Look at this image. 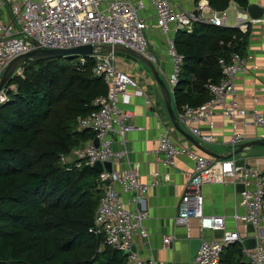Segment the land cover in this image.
Listing matches in <instances>:
<instances>
[{
  "label": "built area",
  "instance_id": "built-area-1",
  "mask_svg": "<svg viewBox=\"0 0 264 264\" xmlns=\"http://www.w3.org/2000/svg\"><path fill=\"white\" fill-rule=\"evenodd\" d=\"M148 6L153 9V21L143 12ZM264 8V7H263ZM196 12L184 10L174 0H0V77L8 63L15 57L37 48H71L92 45L94 53L92 72L100 77L106 92L95 97V109L78 118V129L92 132V138L70 152L59 155L63 163L74 160L92 166L96 161L111 162V170L98 173L102 188L92 225L88 231L103 238V244L119 251L128 252L126 264H157L150 254L143 256L133 249V237L139 235L148 242L149 232L145 220L148 212L128 207L140 195L155 185V181L142 183L139 180V164H128L123 168L112 167L127 157L126 137L132 129V113L121 105L129 103V96H144L139 82L118 65L117 52L106 51L105 46L121 45L132 49L156 63L155 56L148 53L151 38L149 32L155 30L163 39L169 57L170 70L166 74L169 92L177 84L183 54L174 44L178 30L192 32L195 22H206L215 26H225L227 11L212 8L207 2L198 1ZM202 13H208L203 17ZM264 24V12L259 18H252L243 7L235 12V27L246 32L250 25ZM87 57L79 56L82 64ZM221 77L218 82L208 81L206 88L209 98L198 106L184 104L176 117L180 125L200 144L210 143L215 138L201 132L199 122L214 113L234 118L246 116L249 112L239 103L235 78L246 69V59L238 52H231L226 59L218 60ZM19 65L13 75H19ZM264 87V70H263ZM7 84L0 89V104L7 100ZM173 96V94H172ZM254 124L261 129L259 138L264 139V111L249 113ZM97 140V146L93 141ZM116 140L121 148L114 150ZM241 136L236 134L229 140L232 153ZM151 154L160 157L166 166L173 165L180 155H186L192 162V169L186 176L185 189L180 197L176 224H186L189 218L199 221V228L222 230L219 239H202L196 255L190 264H224L221 254L225 247L243 239L237 230L238 223L250 224L257 230L254 248L243 249L242 264H264V169L237 163L234 155L225 158H207L186 145L178 144L171 129L159 124L155 147ZM77 163V165L80 164ZM239 181L242 188L238 192V205L242 214L234 212L230 219L233 229H226L224 215H207L203 211L202 186L224 183L226 179ZM164 179L169 181L170 175ZM133 194L128 200L123 194ZM1 206V205H0ZM171 240L163 237V245Z\"/></svg>",
  "mask_w": 264,
  "mask_h": 264
},
{
  "label": "trees",
  "instance_id": "trees-1",
  "mask_svg": "<svg viewBox=\"0 0 264 264\" xmlns=\"http://www.w3.org/2000/svg\"><path fill=\"white\" fill-rule=\"evenodd\" d=\"M230 1L208 4L225 9ZM247 35L206 22L175 33V47L184 56L172 93L177 111L209 98L206 83L219 81V58L242 54ZM70 57L28 59L21 65L25 78L15 74L7 83L17 89H8L0 104V264H126L121 251L88 231L102 194L98 172L59 158L92 138L89 130L78 129V118L106 92L91 58L72 65ZM221 260L242 264L243 249L230 244Z\"/></svg>",
  "mask_w": 264,
  "mask_h": 264
},
{
  "label": "crops",
  "instance_id": "crops-1",
  "mask_svg": "<svg viewBox=\"0 0 264 264\" xmlns=\"http://www.w3.org/2000/svg\"><path fill=\"white\" fill-rule=\"evenodd\" d=\"M174 1L180 4L183 9L185 8L184 10L193 11H196L198 1L208 3V0ZM248 1L255 2L259 6L264 7V0ZM230 4L236 9L244 7L231 0L227 8H225L226 11ZM143 13L145 15L149 14L150 22L153 21L154 16L151 6H148L147 10ZM202 15L206 17L208 13H202ZM225 26L228 25L225 24ZM229 27H235V25H230ZM149 37L151 38V42L149 43L148 53L155 56L156 63H153V65L159 77L163 80L162 75L166 78V74L170 70L169 57L165 51L164 41L155 30L149 32ZM118 53L125 54V57H122ZM116 54L120 68L131 74L139 82L145 95H130L129 103L121 105L122 108L131 111L133 127L128 132L125 141L127 157L119 164H112V167L123 168L128 164L138 163L140 182L148 183L155 181V185L151 186L146 193L140 195L133 205H128L130 208L141 212H148L149 214V217L144 222L149 232L148 242L139 235H135L133 237V249L143 256L151 254L157 264H190V241L195 238L219 239L222 237L223 231L213 229L201 230L199 228V221L196 218H189L186 224L183 225L176 224L175 217L180 197L185 189L186 176L192 169V162L186 155L180 154L175 159L173 165L166 166L161 162L160 157L151 154V150L156 144L159 124H163L171 129V134L178 144L186 145L190 150L207 158L213 159L214 157L208 156L197 149L174 129L167 113L163 92L149 67L132 55L122 52H117ZM240 55L246 59V69L235 78L239 103L249 113L253 110L264 111V24L249 26L246 45L243 53ZM163 81L167 86L166 79ZM171 106L176 115L177 110L172 94ZM249 113L246 116L228 118L217 112L206 120H202L198 124L199 129L201 132L213 136L215 140L210 143H202L201 145L218 155L227 156L230 154L229 140L236 134L241 136L237 147L240 143L251 140H264L258 137L261 129L254 124L252 116ZM112 147L114 150H118L121 148V145L114 140ZM234 157L239 164L259 166L264 169V146H245L239 153L234 154ZM165 174L170 175L169 181L164 179ZM241 188L242 185L239 181L233 182L228 178L224 183L202 186L204 213L207 215H224L226 217V229H233L234 223L230 219L231 214L234 212L237 214L243 213V209L237 203L238 192ZM123 196L125 200H128L133 194L126 192ZM137 204L140 209L137 208ZM237 230L243 239L255 238V235L258 233L256 228L245 223H238ZM166 235H170L171 240L164 246L162 240ZM232 244H239L242 248L239 242Z\"/></svg>",
  "mask_w": 264,
  "mask_h": 264
},
{
  "label": "water",
  "instance_id": "water-1",
  "mask_svg": "<svg viewBox=\"0 0 264 264\" xmlns=\"http://www.w3.org/2000/svg\"><path fill=\"white\" fill-rule=\"evenodd\" d=\"M243 10L248 12V14L252 18H259L264 12V8L262 6H259L257 3L252 2V1H250V2L248 1L247 5L243 7ZM194 13H197V12L194 11ZM103 49L106 51L122 52V53L132 55V56L136 57L137 59L141 60L142 62H144L149 67L153 77L155 78V80L157 81V83L159 84V86L163 92V97L165 100V106L167 109V113L169 115V118L171 120V123H172L174 129L176 131H178L180 134H182L190 143H192L197 149H199L200 151H202L206 155L214 157V158H225L227 156H231V155L239 153L242 150V148L245 146H251V145L264 146V140H259V139L251 140L248 142L240 143L239 146L232 153H230L227 156L218 155V154L210 151L209 149L205 148L204 146H202L198 142V140L196 138H194L183 127H181V125H180V123H179V121L175 115V112L171 106V94H170L167 86L165 85L164 81L159 77V74H158L157 70L155 69L153 62L151 60L142 56L138 52H136L132 49L126 48L124 46H121V45H114V46L108 45V46L103 47ZM94 51H95L94 47L90 44L71 47V48H37V49L31 50V51H28L24 54H21V55L15 57L14 59H12L8 63V65L6 66V68L4 69V71L0 77V89L10 81L12 74L14 73L15 69L19 65H22L28 59L43 60V59L55 58V57H57V58L58 57H68V56L72 57L75 55L88 57L89 55L93 54ZM93 143L95 146H97V140H94ZM92 167L98 173L101 172L103 169L110 171L111 170V162H109V161H106V162L96 161L92 165ZM137 208L140 209L138 204H137ZM201 241H202L201 238H195V239H192L190 241V250H189L190 260H192L193 257L196 255V253L199 249V246L201 244ZM240 243H241L243 249H251V248L255 247L256 240L253 237L244 238L241 240ZM127 254H128V252H123V255L126 256Z\"/></svg>",
  "mask_w": 264,
  "mask_h": 264
},
{
  "label": "rangeland",
  "instance_id": "rangeland-1",
  "mask_svg": "<svg viewBox=\"0 0 264 264\" xmlns=\"http://www.w3.org/2000/svg\"><path fill=\"white\" fill-rule=\"evenodd\" d=\"M212 7V6H211ZM213 8V7H212ZM185 9V8H184ZM235 12H236V8L232 5V4H230L229 5V7H228V9H227V13H228V18H227V23H226V25H228V26H230V25H235L234 23V15H235ZM119 55H121L122 57L125 55V54H120V53H118ZM79 56L80 55H75V56H72V57H70V59H69V62H70V64H76L77 62H78V60H79ZM125 57V56H124ZM143 64V63H142ZM168 74V73H167ZM19 76L22 78V79H24L25 78V74H24V71H23V67H22V69H21V72H20V74H19ZM162 78H163V80L164 79H166L165 77H164V75H162ZM12 89L15 91L17 88H16V86H15V84H12Z\"/></svg>",
  "mask_w": 264,
  "mask_h": 264
}]
</instances>
